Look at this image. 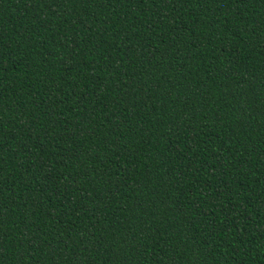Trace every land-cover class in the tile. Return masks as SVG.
I'll return each instance as SVG.
<instances>
[{
	"label": "trees",
	"instance_id": "trees-1",
	"mask_svg": "<svg viewBox=\"0 0 264 264\" xmlns=\"http://www.w3.org/2000/svg\"><path fill=\"white\" fill-rule=\"evenodd\" d=\"M0 264H264V0H0Z\"/></svg>",
	"mask_w": 264,
	"mask_h": 264
}]
</instances>
